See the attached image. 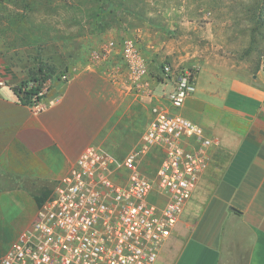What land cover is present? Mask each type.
I'll list each match as a JSON object with an SVG mask.
<instances>
[{"label": "crops", "instance_id": "1", "mask_svg": "<svg viewBox=\"0 0 264 264\" xmlns=\"http://www.w3.org/2000/svg\"><path fill=\"white\" fill-rule=\"evenodd\" d=\"M84 16L76 17L73 38L86 53L76 56L73 77L50 95L56 100L43 112L19 100L15 87L26 77L17 76L0 55V264L35 221L55 182L95 144L113 115L128 108L125 97L132 91L125 72L109 70H124L116 33L121 30L113 25L91 31L95 22ZM199 18L180 21L182 28L197 32L199 41L210 39L209 46L199 47L197 89L179 113L217 142L155 264H264V60L259 61V46L251 48L252 32L238 37L227 29L220 36L214 21L199 26ZM235 39L250 52H231L226 44ZM101 42L110 54H97ZM147 83L157 94L160 86ZM135 96L148 108L143 100L152 98L143 92Z\"/></svg>", "mask_w": 264, "mask_h": 264}, {"label": "built area", "instance_id": "2", "mask_svg": "<svg viewBox=\"0 0 264 264\" xmlns=\"http://www.w3.org/2000/svg\"><path fill=\"white\" fill-rule=\"evenodd\" d=\"M120 46L130 90L152 98L141 143L122 156L103 145L87 146L39 203L35 221L1 264H155L176 228L217 142L179 113L196 91L197 72L186 67L176 73L166 62L152 74L134 39L121 38ZM111 51L101 42L97 54ZM120 69L122 74L120 67L109 70ZM148 79L152 85H168L162 89L165 95L159 98ZM70 80L69 70L56 78L61 84ZM53 81L22 86L23 96L41 88L30 95L31 109L43 112L53 105ZM156 154L160 162L149 175L142 167Z\"/></svg>", "mask_w": 264, "mask_h": 264}, {"label": "rangeland", "instance_id": "3", "mask_svg": "<svg viewBox=\"0 0 264 264\" xmlns=\"http://www.w3.org/2000/svg\"><path fill=\"white\" fill-rule=\"evenodd\" d=\"M109 5L113 8L111 11L108 8L100 12L102 6ZM200 7L207 10L198 12ZM84 15L95 22L91 31L99 32L117 25L121 30L116 32L120 38L134 39L152 74L160 70L163 63L169 62L176 73L192 67L198 76L199 47L208 45L210 38H200L199 41L197 32L182 28L180 22L198 15L199 26L207 27V22L214 21L213 29L220 36L226 35L227 29L238 32V37L252 32L255 40L251 48L259 46V61L264 60V41L261 42L264 36V0H0V55L7 58L9 67L19 77H38L43 82L54 80L49 93L52 95L63 86L56 82L60 73L67 69L72 78L76 56L86 53V46L77 44L73 38L76 31L73 23L76 17L85 18ZM102 24L106 26L101 27ZM208 30L211 28H206L205 32ZM226 45L231 52L247 50L238 39ZM123 68L124 80L128 84L126 65ZM159 86L157 95L161 98L165 95L162 89L168 85ZM132 92L125 97L128 108L113 115L109 126L101 129L100 137L93 142L119 156L141 143L152 116V100H143L148 105L144 110L143 103ZM161 101L168 103L165 99ZM98 126L99 123L95 124L94 132ZM159 162L160 156L152 155L142 168L149 175H154Z\"/></svg>", "mask_w": 264, "mask_h": 264}, {"label": "trees", "instance_id": "4", "mask_svg": "<svg viewBox=\"0 0 264 264\" xmlns=\"http://www.w3.org/2000/svg\"><path fill=\"white\" fill-rule=\"evenodd\" d=\"M110 7H106V6H102L101 7V9L103 10V11H106V10H108V8H109V10L111 11V9H113L112 8V6L111 5H109ZM67 70V69H66ZM65 70V71H66ZM65 71H63V72H65ZM62 72V73H63ZM61 74V73H60ZM38 81V82H43V81H41V79H39L38 77H32V78H28V79H25V80H23L22 82H21V84L17 87H15V91H16V93H17V95H18V98H19V100L23 103V104H29L30 102H31V100H30V95H33L34 94V92H39L40 90H41V88H32L31 90H29V91H27L26 92V95L25 96H23L22 94H21V88H22V86H24V85H26L29 81ZM47 197V196H46ZM46 197H44L43 199H42V201L46 198ZM41 201V202H42ZM40 202V203H41Z\"/></svg>", "mask_w": 264, "mask_h": 264}]
</instances>
